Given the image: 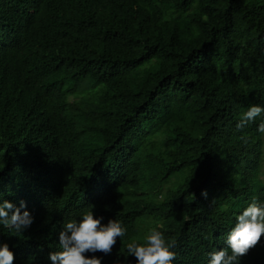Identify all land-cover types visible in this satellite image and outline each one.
<instances>
[{
    "label": "trees",
    "instance_id": "obj_1",
    "mask_svg": "<svg viewBox=\"0 0 264 264\" xmlns=\"http://www.w3.org/2000/svg\"><path fill=\"white\" fill-rule=\"evenodd\" d=\"M250 104L264 107V0H0V199L23 200L36 234L0 226V242L14 264H52L40 209L93 179L125 241L158 227L173 264H204L243 197L264 199L260 118L236 128Z\"/></svg>",
    "mask_w": 264,
    "mask_h": 264
},
{
    "label": "clouds",
    "instance_id": "obj_2",
    "mask_svg": "<svg viewBox=\"0 0 264 264\" xmlns=\"http://www.w3.org/2000/svg\"><path fill=\"white\" fill-rule=\"evenodd\" d=\"M260 118L258 132L264 134V107L250 104L244 111L236 128L243 130ZM246 139V137H241ZM104 185L97 187L90 179V184L82 187L72 185V190L65 201H47L41 209L44 222L54 224L49 231L56 236L52 244L59 245L52 251L47 249L52 264H123L130 255L136 258V264H173L177 258V241L168 238L158 227L148 229L142 241H125L127 227L116 217L102 221V214L94 211ZM193 199H195V195ZM201 195L207 197L206 190ZM243 208L235 214V222L227 228L221 239L206 251L204 264H250L252 253L257 249L261 237L264 242V199L256 196H244ZM23 209V211H21ZM25 202L19 206L6 199H0V226L21 235L23 230L29 233L23 237L36 235L33 231V216ZM190 219V217H186ZM205 239H211V233ZM99 251L100 258L87 253ZM127 258V259H126ZM14 252L7 243L0 242V264H14ZM128 264H132L130 261ZM260 264H264V258Z\"/></svg>",
    "mask_w": 264,
    "mask_h": 264
}]
</instances>
